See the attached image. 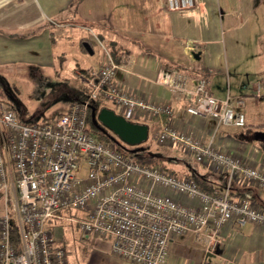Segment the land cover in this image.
Returning <instances> with one entry per match:
<instances>
[{"label": "built area", "instance_id": "obj_1", "mask_svg": "<svg viewBox=\"0 0 264 264\" xmlns=\"http://www.w3.org/2000/svg\"><path fill=\"white\" fill-rule=\"evenodd\" d=\"M195 2L166 0V5L180 10ZM85 28L102 53L86 79L85 99L73 100L65 112L40 123L20 121L14 109L0 101V188L6 190L8 180L13 185L11 209L0 213V264H69L67 250L56 242L48 224L53 219L75 223L83 237L108 240L114 256L136 264L167 262L171 241L186 232L212 243L226 223L264 225V209L257 202L229 197L234 182L264 188V170L224 151L213 135L202 142L165 124L150 136L156 144L178 146L196 162L225 173V186L208 192L189 178L134 161L113 141H102L87 130L89 105L98 98L120 106L127 119L138 112H169V105L126 92L114 78L118 63L109 48ZM159 78L186 98L192 116L213 118L216 125L244 126V114L237 109L241 97L217 98L206 78H190L176 69L163 70ZM163 190L189 197L195 205ZM12 219L18 226L17 243L11 240ZM220 264L232 263L223 258Z\"/></svg>", "mask_w": 264, "mask_h": 264}, {"label": "crops", "instance_id": "obj_2", "mask_svg": "<svg viewBox=\"0 0 264 264\" xmlns=\"http://www.w3.org/2000/svg\"><path fill=\"white\" fill-rule=\"evenodd\" d=\"M85 27L109 48L118 63L114 78L126 92L169 105V112H138L129 119L145 123L149 139L165 124L202 142L213 135L224 151L264 170V0H196L194 6L180 10L168 9L166 0H0V70H30L37 78L53 79L46 84L52 91L69 95L64 110L49 121L65 112L73 100L85 98L86 79L101 62L102 53ZM95 51L98 58L93 56ZM166 69L206 78L207 88L217 98L241 97L243 104L237 109L244 114V126L216 125L213 118L192 116L186 110V98L160 81V72ZM0 101L28 123L13 103ZM106 103L120 113V106ZM258 132L263 135L255 139ZM198 164L203 173L213 171ZM11 182L6 190L0 188V213L11 209ZM247 187L256 198L252 200L264 205V188ZM163 191L195 205L189 197ZM57 220L48 222L53 234ZM79 235L84 241L107 243V255L100 264H136L114 256L108 240ZM71 240L75 251L76 234ZM223 258L232 264H264V225L226 223L212 243L191 232L177 235L163 264H220Z\"/></svg>", "mask_w": 264, "mask_h": 264}, {"label": "rangeland", "instance_id": "obj_3", "mask_svg": "<svg viewBox=\"0 0 264 264\" xmlns=\"http://www.w3.org/2000/svg\"><path fill=\"white\" fill-rule=\"evenodd\" d=\"M98 55L95 51L93 56L98 58ZM0 71V99L13 103L28 123L49 121L54 114L64 110L69 95L59 93L55 88H52V91L48 86L53 79L37 78L30 70L1 69ZM148 143L151 146L156 145L151 139ZM76 174H83V170H77ZM57 223L54 236L58 244L67 247L69 264H100V260L107 255L106 242L81 240L75 224L63 219L57 220ZM75 234L76 254L71 240V236Z\"/></svg>", "mask_w": 264, "mask_h": 264}, {"label": "trees", "instance_id": "obj_4", "mask_svg": "<svg viewBox=\"0 0 264 264\" xmlns=\"http://www.w3.org/2000/svg\"><path fill=\"white\" fill-rule=\"evenodd\" d=\"M86 98V94H85ZM84 98V99H85ZM83 100V99H80ZM96 107V110L103 106H107V103L101 99H96L92 104ZM85 125L87 130H90L93 134L97 136L98 139L106 142L113 141L111 138V132L108 130H103L98 125L93 123L91 119V109L89 108L87 111V116L85 120ZM147 139L138 144V145H128L123 142L117 145L116 148L123 152L124 154L130 156L134 161L139 162L141 164L158 167L167 172L173 173L177 177L189 178L201 189L213 192L214 190L222 189L226 184V174L223 172H206L203 173V169L201 166L194 161L193 159L187 157L183 151L177 150L176 148L168 147V146H160L156 144L155 146H151ZM247 188V189H245ZM248 188L250 187H242L233 183L229 188V197L232 200L239 198H248V199H256L252 195L248 193ZM258 205H260L264 209V205L260 204L259 201H256ZM11 240L14 243L18 242V226L17 222L12 219L11 227ZM57 242V240H56Z\"/></svg>", "mask_w": 264, "mask_h": 264}, {"label": "water", "instance_id": "obj_5", "mask_svg": "<svg viewBox=\"0 0 264 264\" xmlns=\"http://www.w3.org/2000/svg\"><path fill=\"white\" fill-rule=\"evenodd\" d=\"M84 46L89 52H92L87 42L84 43ZM89 108L93 123L103 130L110 131L111 138L117 145L121 144L120 142L138 145L147 139L148 127L145 123L129 120L108 106L96 110V107L90 104ZM262 135V132L255 133L254 138L260 139Z\"/></svg>", "mask_w": 264, "mask_h": 264}]
</instances>
